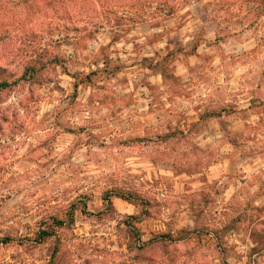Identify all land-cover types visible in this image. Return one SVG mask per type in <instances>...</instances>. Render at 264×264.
Returning <instances> with one entry per match:
<instances>
[{
	"label": "clouds",
	"instance_id": "9594fccd",
	"mask_svg": "<svg viewBox=\"0 0 264 264\" xmlns=\"http://www.w3.org/2000/svg\"><path fill=\"white\" fill-rule=\"evenodd\" d=\"M0 264H264V0H0Z\"/></svg>",
	"mask_w": 264,
	"mask_h": 264
}]
</instances>
